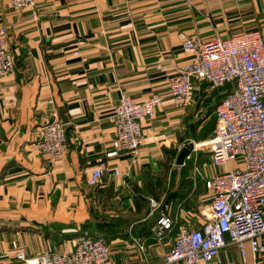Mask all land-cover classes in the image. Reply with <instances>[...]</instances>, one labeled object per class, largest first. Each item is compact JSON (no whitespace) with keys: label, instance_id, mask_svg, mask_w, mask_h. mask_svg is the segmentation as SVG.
<instances>
[{"label":"crops","instance_id":"0c3cea01","mask_svg":"<svg viewBox=\"0 0 264 264\" xmlns=\"http://www.w3.org/2000/svg\"><path fill=\"white\" fill-rule=\"evenodd\" d=\"M251 12L264 14V0H36L21 10L0 0V28L15 55L14 71L0 78V262L25 264L19 250L27 259L71 251L88 235L110 245L116 264H165L180 228L206 221L205 179L219 172L210 151L194 143L186 159L193 167L177 164L194 141L191 106L181 109L169 96L177 69L190 59L181 33L225 38ZM123 93L166 99L142 121L140 148L111 156L109 116ZM54 110L69 140L62 157L38 147ZM97 167L102 180L90 186ZM163 213L172 226L157 240ZM260 239L264 246V234ZM246 250V262L264 264V250L255 255L248 242ZM219 260L244 264L236 245L207 264Z\"/></svg>","mask_w":264,"mask_h":264},{"label":"built area","instance_id":"2783aa9c","mask_svg":"<svg viewBox=\"0 0 264 264\" xmlns=\"http://www.w3.org/2000/svg\"><path fill=\"white\" fill-rule=\"evenodd\" d=\"M192 1V0H191ZM15 10L34 8L36 0H9ZM182 46L190 59L177 69L170 83L169 96L176 106L186 109L194 101L195 80L216 90L227 83L233 89L215 109L216 124L208 146L211 163L219 172L205 179L208 204L202 215L206 221L195 229L182 226L174 246L165 256V264H207L221 249L236 245L246 262V243L257 255L264 246V29L245 30L228 37L205 40L181 33ZM15 69V55L9 49L5 26L0 28V78ZM166 99L154 93L136 101L123 93L109 116L115 128L113 150L109 155L136 152L144 138L142 121L152 117ZM54 118L41 130L38 147L54 157L69 149L65 123L56 110ZM185 164V163H184ZM102 167L94 168L88 178L97 186L103 177ZM154 207L158 202L152 199ZM172 226L171 217L163 213L154 228L157 240H163ZM25 264H116L110 245L102 238L82 235L74 249L43 253L27 259L23 250L16 254ZM0 264H15L3 261ZM219 264H223L219 260Z\"/></svg>","mask_w":264,"mask_h":264},{"label":"rangeland","instance_id":"374dc122","mask_svg":"<svg viewBox=\"0 0 264 264\" xmlns=\"http://www.w3.org/2000/svg\"><path fill=\"white\" fill-rule=\"evenodd\" d=\"M244 20H245L244 25L239 28H235L233 30V33H237L238 30H242V29H246V30L264 29V14L262 15H260V13L253 14L251 12V15L249 17H246ZM233 33H229V34H233ZM218 95L219 92L215 93L214 90H209L208 84L205 85L204 88L200 86L196 90V93L194 94V101L191 105L190 118L187 119V122H189L191 125L190 132L193 133L189 139L194 140L193 142L190 143L199 144L198 150L199 152H203V154H207L206 152H209L210 148L208 146H202L200 144L202 142H205L206 140H209L211 138L210 137L211 133L207 131V137H205L204 139L201 138L204 136L203 132L205 128H207L211 120L216 117L215 110L213 109L212 112H210L209 110L210 107H213L214 104L216 103V99ZM195 108L202 109L197 117L193 116V110ZM215 124H216V118H215ZM215 124L213 125L214 127Z\"/></svg>","mask_w":264,"mask_h":264},{"label":"trees","instance_id":"16d2710c","mask_svg":"<svg viewBox=\"0 0 264 264\" xmlns=\"http://www.w3.org/2000/svg\"><path fill=\"white\" fill-rule=\"evenodd\" d=\"M195 91H194V94L196 93V90L201 86L202 88L205 87V85H207V83L203 82V83H199L198 81L195 80ZM199 85V86H198ZM233 89V85L232 83H227L225 84L224 86L220 87V88H217L215 91V93H218L219 92V95L216 99V103L214 104L213 107H210V112L213 111V109L215 110L217 105L223 100V98L227 95V93H229L231 90ZM216 118V117H215ZM215 118L211 120V122L209 123L208 127L205 128L203 134L204 136L201 138V139H204L205 137H207V131H209V133H211L210 137L212 136V133H213V129H214V124H215ZM200 140V139H199ZM201 155V154H200ZM193 164H194V159L191 158V160L189 161H186V164L184 165V168L185 170H187L188 168H192L193 167ZM86 224L85 227L86 228ZM84 229V228H83Z\"/></svg>","mask_w":264,"mask_h":264},{"label":"water","instance_id":"95a60500","mask_svg":"<svg viewBox=\"0 0 264 264\" xmlns=\"http://www.w3.org/2000/svg\"><path fill=\"white\" fill-rule=\"evenodd\" d=\"M194 149H195V145L193 143H189L183 146L178 155L177 164L184 165L186 159L190 156V154L194 151Z\"/></svg>","mask_w":264,"mask_h":264}]
</instances>
